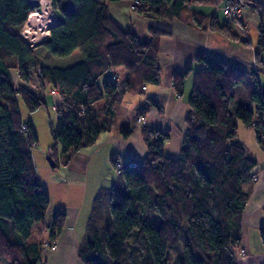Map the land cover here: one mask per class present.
<instances>
[{
    "label": "trees",
    "instance_id": "obj_1",
    "mask_svg": "<svg viewBox=\"0 0 264 264\" xmlns=\"http://www.w3.org/2000/svg\"><path fill=\"white\" fill-rule=\"evenodd\" d=\"M37 1L0 0V260L7 264H38L43 246L33 226L48 229L53 242L66 217L57 209L51 223L45 221L49 199L31 152L38 140L19 109L20 99L28 112L44 105L29 86L30 76L39 89L55 90L60 97L59 105L52 103L56 125L49 123L53 144L47 150L56 170L110 131L123 97L142 95L147 84L159 83L160 39L169 34L149 29V38L140 40L131 29H121L107 8L108 2L120 0H50L56 22L47 37L30 46L17 33ZM138 1L143 4L134 10L142 18L178 19L252 47L256 68L246 71L216 58H196L202 66L193 73L186 98L189 111L177 156L164 152L168 132L144 124L146 155L140 162L127 159L118 167V154L110 156L116 179L93 197L78 259L83 264H239L242 213L249 198L244 185L254 181L257 162L237 140V122L253 130L264 152V6L245 1L259 19L252 43L234 32L241 16L220 22L215 13L194 9L223 0ZM74 52L80 59L62 69L43 62ZM108 70L112 78L99 83ZM190 73L187 68L172 75L178 96ZM103 99L102 107H94ZM120 132L126 137L130 131L124 127ZM259 237L264 252V228Z\"/></svg>",
    "mask_w": 264,
    "mask_h": 264
},
{
    "label": "crops",
    "instance_id": "obj_2",
    "mask_svg": "<svg viewBox=\"0 0 264 264\" xmlns=\"http://www.w3.org/2000/svg\"><path fill=\"white\" fill-rule=\"evenodd\" d=\"M107 8L110 17L121 29H131L138 38L142 40H147L149 38V29H161L169 33L167 36L160 39V52L158 56L160 67L159 83L146 85L144 87V92H147L148 94L145 98L146 104H143V102L142 104H137L140 107L136 112L137 115L135 119L138 116H143L144 125L168 132L169 140L164 145V152H166V155L169 157H176L185 130V118L189 111L186 98H183V93L185 81L189 79L191 73L184 78L183 93L181 96L176 94L172 86V75L175 72H183L187 68H191V72L193 68L199 69L202 64L196 60L198 56L216 58L240 69L252 71L256 68L253 48L245 47L240 42L227 39L210 30H197L178 19L142 18L131 10L129 2L126 0L108 2ZM251 13L252 17L253 13L258 17L255 8L252 5L247 4L241 13L242 23L244 22L246 25V35L241 33L238 26H234V32L241 37H246L248 41H251L247 34V23H252L251 18H249ZM257 22H259V19ZM257 25L258 23L256 24V27ZM261 58L264 64V51ZM259 79L261 80L260 75ZM47 98H49V102L52 103V99L48 93ZM147 98H149V100ZM153 103L160 107L161 110ZM124 126V121H121L119 125H115L113 121L110 131L101 133L95 144H100L101 139L103 138L107 143L110 142V151H107L106 156H109V152L110 156L113 154H122L125 156V160L128 159L140 162L146 155V146L142 140L140 132L141 126L137 125L136 128L134 127L126 137L120 132V129L124 128ZM102 134L108 136H102ZM172 145H176V148L174 149V153H172L173 155L170 156L168 148H172ZM91 148L92 146L90 149ZM56 155L59 158V146L56 147ZM34 156L35 155L32 153L33 162H36V157ZM249 156L254 159L252 155ZM90 158L91 156L89 157L87 152L80 149L73 154L68 164L60 165L58 167L60 173L66 178V183L68 185L72 184L75 187L83 189L85 192L87 191L88 169L94 166L93 164L92 167L88 165ZM117 160L120 163L123 162L120 161L118 157ZM45 165L46 164L44 163H34V166H37V168H41L40 166H42V170L47 169V166ZM96 167L98 166L96 165L93 168ZM104 167L105 164H103V169ZM253 174L254 181L245 184V188L249 191V198L242 213V240L241 250L238 253L239 264H264L262 245L259 249H257V247H251L250 241L247 237L251 229L252 231H259V229L264 228V161L257 162ZM48 176L51 178L54 176V173L48 174ZM40 186L41 190L46 192L42 183H40ZM103 186L100 185L96 187L95 192ZM57 209H61L66 215L64 227L61 234L54 241L55 249H43L38 264H83L78 259L77 255L79 244L84 237V233L80 236L81 232L79 234L76 232V225L81 214L80 206L53 205L49 202V208L45 218L47 224L51 223ZM244 228L247 230L245 237L243 234V230H245ZM48 232V229L39 230L38 227L36 235L37 240L42 241L47 238ZM79 236L81 239H79Z\"/></svg>",
    "mask_w": 264,
    "mask_h": 264
},
{
    "label": "rangeland",
    "instance_id": "obj_3",
    "mask_svg": "<svg viewBox=\"0 0 264 264\" xmlns=\"http://www.w3.org/2000/svg\"><path fill=\"white\" fill-rule=\"evenodd\" d=\"M257 1L260 2L262 5H264V0H257ZM224 5H225V0H223L217 6L201 5V6H194V9L200 10L205 13L213 12L218 16V19L220 20V22H223L226 19V16L222 12V8ZM50 8H51L52 15H54L55 12L53 10L52 4H50ZM40 9H41V6L38 3L37 10L34 11V13L40 12ZM131 10L136 14L134 9L131 8ZM31 14L29 15V18L26 24L24 23L25 26L24 24H23L24 27L22 26L24 30L26 29V26L30 19ZM251 15L252 13L249 15L250 16L249 18H251L252 23L251 22L247 23L248 25L247 34L250 40L253 43H255L257 39L256 24L258 23L257 22L258 17L254 13H253V17ZM32 18H31V22H32ZM245 26L246 25L243 22L242 29L238 27V29L241 31L243 35H246ZM79 57H80L79 53L74 52L72 55L68 57H64V58L50 56V59H48L49 62L46 60V58H44L43 62L46 64L48 63L54 64L53 66L59 65V68L62 69V68L67 67L68 65H72L73 63L77 62L80 59ZM197 69L198 68H193L191 74L189 75V79L185 81L183 98H187L191 91L193 73ZM12 71H13L12 74H16L14 69H12ZM111 74H112L111 70L106 71L98 79V82L100 83L102 80L111 79L112 78ZM259 75L262 78L263 72H260ZM147 85H150V84H147ZM29 86L30 88L33 89V91L37 95L41 96L44 100V105L40 106L34 112H28L22 100L21 99L19 100V109L21 113V118L24 121H28V120L30 121V123L32 124L35 130L37 138H38L37 146L31 148L32 153L35 155L34 157H36L35 158L36 162L34 163H37V164L44 163L46 164L45 166H47V169L45 170H42V166H40L41 168H37V166H35L39 183H42L43 187L46 189L45 193L47 194L48 199H50L49 202H51V204L53 205L57 204L61 206H78V207L80 206L81 214L79 216V220L76 225V230H77L76 232L77 234L81 232L80 236H82V234L84 233V225L89 215L91 201L93 200L94 194L96 193L95 192L96 187L100 185L109 187L112 184V182L116 179V172L109 161L110 152L108 154L109 156H106L107 151L108 150L110 151V142L107 143V141L102 138L100 142V144L102 145L97 143L94 146L92 145L91 149H90L91 146L84 147L81 149V150H84V152H87V155H89V157L91 156L90 162L88 165L91 167H92V164L94 165L93 167H95L96 165L98 166L96 168L92 167L93 169L92 168L88 169L87 191L85 192L83 191V189L79 187H75L72 184L68 185L66 183V178L60 173L58 169L52 170V168L49 167L50 165L49 159H48L49 154L47 151L48 147L53 144L49 123H51L52 126L56 125V113L55 111L52 110V103L55 104L56 101L60 100V97L59 95H56L57 93L53 95L52 92L50 91L48 93L47 90L44 91L42 89H39L34 75L30 76ZM47 93L51 97L52 103L49 102L50 100L49 98H47ZM147 96H148L147 92H144V94L142 95H126L122 103L115 106L114 124L119 125L121 121H124L125 123L124 127L127 128L129 131H132L134 127L135 128L137 127V125L139 126L143 125L144 124L143 116H138L136 119L135 117L137 115L136 112L140 107L137 104H142V102L143 104H146L145 98ZM104 103H105L104 99L100 100L99 102L94 104V107L96 108L102 107ZM140 117L142 118V122H138L137 120ZM102 136H108V135L102 134ZM236 136H237L236 137L237 140L243 143L248 155H252L254 157V160H256L258 163L264 161V152L261 151L260 148L258 147L256 140H255L254 132L251 128L245 127L240 121H238ZM103 143H106V144H103ZM175 148H176V145L175 146L172 145V148L171 147L168 148L170 151V156L173 155L172 153H174ZM116 157H118L120 161L125 160V156H123L122 154L117 155ZM103 164H105L104 169H103ZM53 173H54V176L49 178L48 174H53ZM37 231H38V225L35 224L32 228V233L34 237H37L36 236ZM246 231H247L246 229L243 230L244 237L246 235ZM80 236H79V239H81ZM247 237H248V240L250 241L251 247H254V248L257 247V249L261 247L259 231H255V230L252 231L251 229ZM46 241L47 242L49 241L48 237L41 241L42 245ZM170 253H171V256L175 255L174 250H171ZM0 264H7V262L5 260H0Z\"/></svg>",
    "mask_w": 264,
    "mask_h": 264
},
{
    "label": "built area",
    "instance_id": "obj_4",
    "mask_svg": "<svg viewBox=\"0 0 264 264\" xmlns=\"http://www.w3.org/2000/svg\"><path fill=\"white\" fill-rule=\"evenodd\" d=\"M126 1L129 2L130 8H132V9H135L136 7H139V6H141L143 4L142 2H140L138 0H131V1L130 0H126ZM245 1L246 0H229V2L226 3L223 6V8H222V12L226 16V20L233 21V22L236 21L241 16V13H242L245 5H246ZM42 2H45V4H48V5L51 4V1L50 0H39L37 2H32V4H34V5H33L32 10L29 12L27 19L29 18V15L31 13L34 14V11L37 10L38 3L41 4ZM27 19H26V21H27ZM26 21H25V23H26ZM235 24L242 29V25L241 24H239L238 22H235ZM49 28H50V26H47L45 35L42 38H40L39 40H34V39L32 40L30 37L28 38V36L24 32V29L23 28H21L18 31L17 34L27 44H29L30 46H34L37 43H39L41 39H43V38H45V37L48 36V34H49ZM113 78L116 79V77L114 75H113ZM50 92H52L53 95L55 93H57L55 90H50ZM56 95H58V93ZM59 104H60V100L59 101H56L55 104H54V106H57ZM137 120H138V122H142V118L141 117L138 118ZM31 145H32V147H35V146H37V143L36 142H33ZM116 165L118 167H121L122 164L119 163V162H116ZM42 246H43L44 249L54 250L55 249V242L54 241L52 242V241L49 240L48 242L47 241L44 242Z\"/></svg>",
    "mask_w": 264,
    "mask_h": 264
},
{
    "label": "bare ground",
    "instance_id": "obj_5",
    "mask_svg": "<svg viewBox=\"0 0 264 264\" xmlns=\"http://www.w3.org/2000/svg\"><path fill=\"white\" fill-rule=\"evenodd\" d=\"M40 6V12L31 14L26 29L24 30L28 38L30 37L32 40H39L42 38L45 35L47 26H52L56 21V15L54 14L55 17L52 15L50 5L42 2Z\"/></svg>",
    "mask_w": 264,
    "mask_h": 264
},
{
    "label": "water",
    "instance_id": "obj_6",
    "mask_svg": "<svg viewBox=\"0 0 264 264\" xmlns=\"http://www.w3.org/2000/svg\"><path fill=\"white\" fill-rule=\"evenodd\" d=\"M53 25H54V24H53ZM48 159H49L50 167H51V168H54V167H55V164L53 163L51 157L49 156Z\"/></svg>",
    "mask_w": 264,
    "mask_h": 264
}]
</instances>
